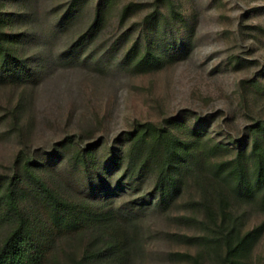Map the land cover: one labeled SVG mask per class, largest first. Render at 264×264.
<instances>
[{"label": "rangeland", "instance_id": "374dc122", "mask_svg": "<svg viewBox=\"0 0 264 264\" xmlns=\"http://www.w3.org/2000/svg\"><path fill=\"white\" fill-rule=\"evenodd\" d=\"M0 26L21 33L28 68L15 76L0 53V179L30 160L84 215L63 224L25 176L22 204L49 238L44 264H229L237 238L255 229L235 256L264 264V184L254 183L252 152L253 130L264 152V0H0ZM169 120L196 140L201 163L161 208L151 202L152 171L131 179L109 157L115 146L124 159L135 123ZM238 153L246 188L218 168ZM84 206L116 214L128 240L120 258L90 261L108 238Z\"/></svg>", "mask_w": 264, "mask_h": 264}, {"label": "trees", "instance_id": "16d2710c", "mask_svg": "<svg viewBox=\"0 0 264 264\" xmlns=\"http://www.w3.org/2000/svg\"><path fill=\"white\" fill-rule=\"evenodd\" d=\"M96 14V20L98 19ZM2 26V25H1ZM0 26V27H1ZM4 26V24H3ZM21 33L16 29L7 31L0 29V53L3 55L1 64L3 67H12L15 76L28 73V68L21 67V41L18 37ZM45 53V50L41 51ZM44 57V55H41ZM20 68H17V65ZM30 69L32 67H29ZM174 122L167 121L166 125H156L153 123H135L128 137L127 152L122 159L116 147L110 151L112 165L122 167V174L135 179L146 171H152L154 177L151 180V202L156 207L166 208L177 198L181 190L182 176L190 171H196V167L201 163L196 140L184 139L182 135L176 133ZM177 125V124H176ZM254 139L252 143V152L256 154L254 159V183L264 184V152L257 149L259 139L256 130H253ZM86 155L90 156V150H83L81 162L86 165ZM123 162V163H122ZM17 165L11 170V174L6 178L0 179V228L8 225L10 230L3 239H0V264H44L47 260V249L49 238L42 233V221L39 215L30 211L28 207L22 204V197L29 191L25 183V176L34 179L44 192L41 197L42 202L50 207L64 224L63 217L68 213H73V218L66 220L68 224H74L77 219L84 215L78 213L77 207L67 202L61 195L54 193L44 185L41 178L36 176V169L32 168L30 160L18 159ZM219 170H227V177L233 181L236 188L241 186L246 188L250 184V175L246 170L241 153L236 155L233 161L223 162ZM183 174V175H182ZM196 175V173L194 172ZM253 182V181H252ZM234 186V187H235ZM38 198V197H37ZM264 198V197H263ZM220 204L222 209L226 202V196H221ZM82 208L90 209L94 213V219L102 221V233L105 232L107 241L105 246L97 249L90 258V261L100 257L120 258L121 251L127 250L128 240L124 234H119L116 230L117 217L113 212L105 215H98L94 208L84 206ZM225 212V209H223ZM222 212L225 216L226 214ZM257 229L251 230L237 238L235 246L230 249L229 264H238L235 252L242 251L246 244L251 240ZM225 241L231 247L232 233H226ZM236 258V259H235Z\"/></svg>", "mask_w": 264, "mask_h": 264}]
</instances>
